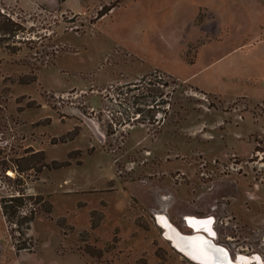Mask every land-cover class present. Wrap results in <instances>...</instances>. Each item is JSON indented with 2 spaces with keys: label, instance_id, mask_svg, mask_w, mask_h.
Returning <instances> with one entry per match:
<instances>
[{
  "label": "rangeland",
  "instance_id": "obj_1",
  "mask_svg": "<svg viewBox=\"0 0 264 264\" xmlns=\"http://www.w3.org/2000/svg\"><path fill=\"white\" fill-rule=\"evenodd\" d=\"M0 10L25 28L17 52L0 49V197L31 148L50 166L26 191L51 205L23 250L0 208V264H198L165 239L161 213L185 233L186 215L212 216L233 259L264 264V0Z\"/></svg>",
  "mask_w": 264,
  "mask_h": 264
},
{
  "label": "trees",
  "instance_id": "obj_2",
  "mask_svg": "<svg viewBox=\"0 0 264 264\" xmlns=\"http://www.w3.org/2000/svg\"><path fill=\"white\" fill-rule=\"evenodd\" d=\"M24 30L25 28L21 23L0 10V49H5L12 53L17 52L20 49L18 44L22 42L19 36ZM130 85L135 88L138 86L137 82H134L132 84L128 83L126 86H118L115 89L121 92L123 87H130ZM147 90L149 92L148 96L153 97L154 94H151V89ZM140 111V109H135L132 112L134 114L133 120L138 119ZM163 113H166L165 109H163ZM43 160L44 154L42 151H35L29 148L25 151V155L15 161V165L12 168L14 175L5 174L11 189L8 195L0 197V208L7 224L12 244L17 250L31 247V238L27 231L30 229V224L35 215L40 210L39 208L43 207L44 204L47 206L44 209L46 212L51 209L50 203L44 201L40 195L29 194L26 191V180L32 176L36 178L43 167L50 166ZM7 169V167L4 168L5 171ZM32 171L33 174L29 173ZM20 236L23 237V240Z\"/></svg>",
  "mask_w": 264,
  "mask_h": 264
},
{
  "label": "bare ground",
  "instance_id": "obj_3",
  "mask_svg": "<svg viewBox=\"0 0 264 264\" xmlns=\"http://www.w3.org/2000/svg\"><path fill=\"white\" fill-rule=\"evenodd\" d=\"M157 220L164 229L165 239L175 250L198 264H249L259 260L256 255L242 253L233 259L227 248L215 242L217 233L212 216L186 215L184 220L188 233L179 230L163 213L157 216Z\"/></svg>",
  "mask_w": 264,
  "mask_h": 264
},
{
  "label": "crops",
  "instance_id": "obj_4",
  "mask_svg": "<svg viewBox=\"0 0 264 264\" xmlns=\"http://www.w3.org/2000/svg\"><path fill=\"white\" fill-rule=\"evenodd\" d=\"M165 73L170 75V76H172V77H174V78H176V79H178L179 81H182V82H185V81H187L189 79L188 76H185V77L184 76H178L174 72H165ZM142 75L143 74H140V75L136 76V78L141 77Z\"/></svg>",
  "mask_w": 264,
  "mask_h": 264
},
{
  "label": "flooded vegetation",
  "instance_id": "obj_5",
  "mask_svg": "<svg viewBox=\"0 0 264 264\" xmlns=\"http://www.w3.org/2000/svg\"><path fill=\"white\" fill-rule=\"evenodd\" d=\"M214 223H215V219H214ZM214 225V224H213Z\"/></svg>",
  "mask_w": 264,
  "mask_h": 264
},
{
  "label": "water",
  "instance_id": "obj_6",
  "mask_svg": "<svg viewBox=\"0 0 264 264\" xmlns=\"http://www.w3.org/2000/svg\"><path fill=\"white\" fill-rule=\"evenodd\" d=\"M173 246V245H172ZM175 248V247H174Z\"/></svg>",
  "mask_w": 264,
  "mask_h": 264
}]
</instances>
